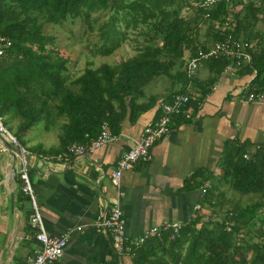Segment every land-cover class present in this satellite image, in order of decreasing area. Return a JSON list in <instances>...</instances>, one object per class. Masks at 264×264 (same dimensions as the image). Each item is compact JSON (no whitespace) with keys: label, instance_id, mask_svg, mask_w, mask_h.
Masks as SVG:
<instances>
[{"label":"trees","instance_id":"1","mask_svg":"<svg viewBox=\"0 0 264 264\" xmlns=\"http://www.w3.org/2000/svg\"><path fill=\"white\" fill-rule=\"evenodd\" d=\"M198 1L0 0V35L10 41L0 55L2 126L25 148L20 135L35 123L43 120L49 128L62 120L58 147L32 148L42 157L65 149L72 142H84L86 133L95 137L103 121L116 135L123 121L135 123L155 105L156 98L144 99L145 85L155 77L166 76L172 85L180 84L176 92L186 93L189 82L197 83L186 75L185 61L227 37L251 44V60L242 62L233 73L237 77L252 76L247 92H264V36L256 29L258 23L264 24V0H217L210 10L194 5ZM183 9H193V16H182ZM95 11L112 12L99 27L102 43L98 54L109 55L116 48L115 38L122 34L119 21L125 28L144 26L139 34L147 38L137 46L135 55L114 65L86 66L77 76L70 77L67 59L48 48L55 37L46 34L43 26L60 25L78 17L86 23L93 22L91 13ZM202 63L210 72V77L198 84L203 96L226 66H234V61L216 55ZM14 117L20 119L16 131L8 126L9 118ZM219 167V181L238 195L254 196L256 200L241 208H227L215 191L206 192L201 208L209 215L196 210L174 239L168 234L148 239L133 250V264H264V230L260 231L259 241H251L253 224L264 208V144L250 151L245 143L229 141ZM199 185L192 183L189 187ZM228 220L233 224L227 229Z\"/></svg>","mask_w":264,"mask_h":264},{"label":"crops","instance_id":"2","mask_svg":"<svg viewBox=\"0 0 264 264\" xmlns=\"http://www.w3.org/2000/svg\"><path fill=\"white\" fill-rule=\"evenodd\" d=\"M208 77L210 72L201 63L194 75L197 85L192 82L191 92L198 96L189 105L190 113L183 111L173 118L167 135L153 145L150 162L136 163L121 172L119 189L109 180L116 160L138 140L145 123L159 114V101L179 91L180 84L172 85L166 76L153 78L143 88L144 99L156 98L153 107L135 123L123 121L115 139L67 162L47 161L32 151L35 145L43 149L59 146L62 120L49 128L43 121L51 138L24 148L28 177L47 234L67 235L63 255L47 264H133L131 255L117 254L107 233L94 226L97 217L116 203L122 210L126 234L137 237L152 225L190 221L196 213L194 205L203 199L200 187L205 182L210 185L207 192L215 191L223 207L241 208L256 200L238 195L219 181V161L229 141L245 143L250 151L264 144V102L248 101L252 76L237 77L233 72L219 76L202 96L198 84ZM4 141L9 139L0 131V264H23L38 243L28 226L29 199L20 190L21 158ZM192 183L200 185L191 188ZM200 211L208 213L203 208Z\"/></svg>","mask_w":264,"mask_h":264},{"label":"built area","instance_id":"3","mask_svg":"<svg viewBox=\"0 0 264 264\" xmlns=\"http://www.w3.org/2000/svg\"><path fill=\"white\" fill-rule=\"evenodd\" d=\"M215 1L217 0H200L193 3L197 7L210 10L213 8ZM206 16H208V14H206ZM9 46V39L0 35V55H2ZM250 47L251 44L248 41L227 37L213 43L206 51L200 50L197 56L188 58L184 63L185 73L192 80L202 60L216 55H224L231 58L232 61H234V66H226L224 73L233 72L242 62H249L251 60V54L249 52ZM249 88L250 83L247 89ZM191 91L192 84L189 82L186 93H172L168 100L158 103L159 114L145 123L138 140L116 160L115 168L111 171L109 177L113 187L119 189V179L123 170L132 168L136 163H148L152 160V147L158 140L167 135L174 115H178L183 111L187 115L190 113L189 105L191 102L196 101L195 97L198 96ZM246 99L248 101L264 102V92H247ZM0 129L12 144L18 145L22 152L26 154L24 148L17 143L15 138L2 126L1 122ZM84 137L86 138L84 142H72L68 144L65 149L42 158L47 161L67 162L71 159L92 153L105 143L115 139L116 135L111 133L108 123L103 121L95 137H90L88 133H86ZM244 157L247 158V155H244ZM20 158L22 164L18 171L19 179L21 180L20 190L29 199L30 212L28 216V226L33 231V237L38 243V248L34 250L33 256L27 259L23 264H47L48 262L57 260L63 255L67 243V235L50 236L47 234L36 195L29 181L27 161L24 156ZM209 188V183L205 182L200 187V196L203 197ZM194 209L201 210V203L195 204ZM260 212L261 215L264 214V208H262ZM232 224L233 222L231 220L226 221L227 229L230 228ZM94 226L103 229L107 233L112 248L117 254H129L133 256V250L139 249L150 238L160 239L164 234H168L170 239L178 237L183 223L163 222L146 228L137 237H130L125 232V221L122 210L116 203L112 205L105 214L97 217ZM80 228L79 226L77 227V229Z\"/></svg>","mask_w":264,"mask_h":264},{"label":"rangeland","instance_id":"4","mask_svg":"<svg viewBox=\"0 0 264 264\" xmlns=\"http://www.w3.org/2000/svg\"><path fill=\"white\" fill-rule=\"evenodd\" d=\"M111 14L112 12L110 11H95L91 13V19L95 20L89 23H86L83 18L78 17L74 19L69 18L60 25L44 24V32L55 37L53 45L48 46V48L67 59V73L70 77L77 76L86 66L96 68L102 63H108L110 65L117 64L121 60L135 55L137 46L146 40V35L139 34L140 30L145 29L144 26L125 28L123 22L119 21L118 29L122 34L115 38L118 42L116 48L109 55L102 56L98 54L97 49L102 43L99 38V27ZM193 14V9H183L181 11L182 16L192 17ZM204 27L202 25L200 29V33L202 34L205 33ZM256 29L261 31L264 36L263 23H258ZM19 121L20 119L17 117L9 118L8 126L12 131L17 130ZM29 130L26 135L24 133L21 134L19 139L25 149L41 142L42 138L47 136L51 138L52 132H46L44 130L43 120L35 123ZM17 143L19 142L17 141ZM206 215H209V213ZM263 219L264 214L259 216L253 224V233L251 235V241L253 242L261 239L259 234L260 231L264 230Z\"/></svg>","mask_w":264,"mask_h":264},{"label":"water","instance_id":"5","mask_svg":"<svg viewBox=\"0 0 264 264\" xmlns=\"http://www.w3.org/2000/svg\"><path fill=\"white\" fill-rule=\"evenodd\" d=\"M4 143L10 151L14 152L19 157L24 156L25 160L27 161V155L22 152L21 148L18 145H14L10 141H4Z\"/></svg>","mask_w":264,"mask_h":264}]
</instances>
